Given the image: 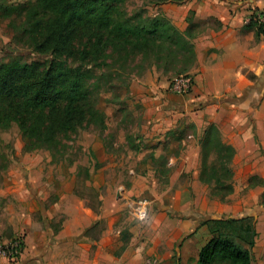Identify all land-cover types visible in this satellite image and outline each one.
I'll list each match as a JSON object with an SVG mask.
<instances>
[{"label": "rangeland", "instance_id": "obj_1", "mask_svg": "<svg viewBox=\"0 0 264 264\" xmlns=\"http://www.w3.org/2000/svg\"><path fill=\"white\" fill-rule=\"evenodd\" d=\"M122 6L129 13L144 10L151 16L165 15L171 20L163 6L153 5L148 0H124ZM189 18L193 20L191 24L187 21ZM251 18L257 24L264 25V12H255ZM24 19V15L17 17L14 13L7 14L4 5L0 4V65L10 64L13 61L37 62L41 70L50 64L59 66L64 60L73 62L65 55L55 58L51 53H41L35 45L40 38L39 33L31 36L24 29ZM195 20L196 12L189 10L184 18L186 25L180 29L190 28L193 33H199L209 26H217V21L213 18L201 22ZM152 68L160 70L171 81L184 73L179 67L166 68L147 62L144 69H134L133 76L127 79L125 85L122 80L109 83L108 74L98 80L99 69L87 65L85 81L100 97L98 107L106 113V125L101 127L97 124L85 123L71 131L61 133L58 135L55 148L47 146L27 148L26 138L17 122L14 121L6 127L0 126V182H4L6 177L8 182H67L75 176V193L80 201L66 200L67 202L61 204V207L67 210L70 208L68 211L71 217L70 227L77 228L81 223L90 222L83 234L76 237L82 239V236L86 235L92 242L98 241L105 230L113 228L122 231V241L125 244L130 243L134 238L136 242L157 244V247L165 250L168 243L173 241L170 234L171 230L175 229L169 224V220L176 219L179 228H182L191 216H195L198 220L197 226L189 234L191 229L187 227L185 233L174 244L175 264H177V253L182 256L180 264H196L200 248L218 235L231 236L239 243L248 246L253 237L252 222L250 219L241 220L247 215L255 217L254 239L263 249L264 192L260 193L257 186L251 187L250 184L257 182L253 176L258 175L261 178L256 171L257 166L253 167V164L263 151L257 136L256 120L260 119L264 127V92L262 94L259 91L246 90L235 92L234 97L231 95L223 97L220 108L212 113L215 121L208 124V126L216 125L222 139L236 148V156L230 165L234 171L231 180L234 191L229 196L225 198L215 196L216 188L202 181L198 182L197 189L193 182H189L193 199L191 213H180L167 208L164 209L167 213L164 215L156 200H153V191L157 189L160 192L171 182H154L156 187L153 190L152 185L144 187L145 182H130L127 179L129 169L125 167L105 171L102 176H98L100 169L110 158L121 156L123 153L128 155L129 148L133 149L131 153L133 156L140 157L138 151H140L139 145L143 142L141 139L143 111L141 104L131 95L130 85L135 78ZM0 73L2 76L4 69ZM247 77L253 81L256 79L251 74H247ZM193 133L191 125H187L179 136L183 139L185 135ZM97 141L102 144L101 147L95 145ZM179 153L180 148L177 146L166 147L165 152L159 155L149 149L142 159L157 167L161 175L168 176L171 171L169 159L177 157ZM107 155L109 158L105 159ZM247 157L251 158L250 162ZM214 158L211 156L210 162ZM42 165L44 167L40 169L39 166ZM201 167L202 154L199 165L200 180ZM102 180L105 182H101ZM197 192L201 196L198 210L195 203ZM145 200L149 204L150 216L147 220H141L136 216L135 208L138 202ZM169 202L170 199L163 198V204ZM64 208L52 220L51 225L54 229H61L68 218ZM228 219L236 221L227 223ZM2 236L11 238L13 234ZM217 264L228 263L218 261ZM254 264H264V255L259 253L258 258L254 256Z\"/></svg>", "mask_w": 264, "mask_h": 264}, {"label": "crops", "instance_id": "obj_2", "mask_svg": "<svg viewBox=\"0 0 264 264\" xmlns=\"http://www.w3.org/2000/svg\"><path fill=\"white\" fill-rule=\"evenodd\" d=\"M161 6L181 29L186 25L184 18L189 10L196 12V22L208 18L217 21V26L205 28L194 39L197 60L189 73L194 76L195 86L190 94H172L168 92L170 78L156 68L135 78L130 92L143 111L140 157L133 156V149L129 148L128 155L123 153L110 158L98 176L125 167L129 169L127 179L130 182H145L144 187L152 185L153 190L156 187L154 182H171L162 191H153V200L166 215L164 209L167 208L180 213L191 210L193 199L189 182H193L196 189L201 182V140L208 124L215 121L212 113L220 108L222 98L234 97L235 92L246 90L264 92V34L257 36L248 20L253 13L264 12V0H188ZM247 74L256 79H249ZM256 123L263 151L253 167L257 166L256 171L264 181V127L260 119ZM187 125H191L194 133L180 139L179 135ZM95 145L102 146L98 141ZM174 146L180 148V153L169 159L171 171L168 176L161 175L157 167L142 159L149 149L159 155L166 147ZM247 158L250 162L251 158ZM43 167L39 166L40 169ZM75 187V176L67 182H8L7 177L0 182V237L19 233L26 236L24 253L15 264H175V242L187 227L191 229L189 234L197 226L195 216H191L182 228L176 219L169 220L175 229L170 234L173 241L165 250L157 244L136 242L134 238L125 244L122 231L113 228L105 230L98 241L92 242L86 235L79 239L76 236H81L90 222L81 223L77 228L70 227V208L67 210L62 206L68 218L61 229H54L51 225L53 218L63 211L61 204L66 200L80 201ZM257 187L260 193L264 192V185ZM200 197L198 193L195 199L197 210ZM163 198L170 199V202L163 204ZM1 238L7 239V236ZM261 249L258 242L255 243V257L258 258L259 253L264 255V248ZM176 256L182 262V256L179 253ZM0 264L14 263L0 257Z\"/></svg>", "mask_w": 264, "mask_h": 264}, {"label": "trees", "instance_id": "obj_3", "mask_svg": "<svg viewBox=\"0 0 264 264\" xmlns=\"http://www.w3.org/2000/svg\"><path fill=\"white\" fill-rule=\"evenodd\" d=\"M153 5L184 3L186 0H148ZM124 0H0L7 14L24 15V29L39 33L36 47L55 58L66 56L73 62L50 64L41 70L37 62L13 61L0 65V126L17 122L26 138L27 148H55L58 135L88 123L105 127L106 113L98 107L100 97L85 81L86 66L98 68L100 80L109 75V83L133 76L134 69H144L147 62L157 66L179 67L189 73L197 60L194 39L200 33L181 30L165 15H149L144 10L129 13ZM193 12V10H191ZM189 24L193 20H187ZM257 36L264 25L250 19ZM1 74V73H0ZM234 145L225 142L219 128L211 124L201 140V181L213 185L215 196L225 198L234 191L231 163ZM214 160L210 162V157ZM251 187L263 186L258 175ZM252 239L248 246L227 235L208 240L199 250L196 264H254ZM219 221V220H217ZM235 219L226 220L232 223ZM177 264L180 259L177 257Z\"/></svg>", "mask_w": 264, "mask_h": 264}, {"label": "built area", "instance_id": "obj_4", "mask_svg": "<svg viewBox=\"0 0 264 264\" xmlns=\"http://www.w3.org/2000/svg\"><path fill=\"white\" fill-rule=\"evenodd\" d=\"M259 18H261L259 16ZM195 79L191 73L181 74L174 78L169 86L168 92L176 95H187L193 91ZM148 201L138 202L135 213L141 220H147L150 216ZM25 234L19 233L11 238L0 239V257L6 258L10 263H18L25 250Z\"/></svg>", "mask_w": 264, "mask_h": 264}]
</instances>
